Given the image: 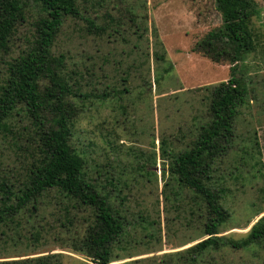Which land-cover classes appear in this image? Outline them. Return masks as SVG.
<instances>
[{
	"label": "trees",
	"instance_id": "obj_1",
	"mask_svg": "<svg viewBox=\"0 0 264 264\" xmlns=\"http://www.w3.org/2000/svg\"><path fill=\"white\" fill-rule=\"evenodd\" d=\"M131 3L113 0L116 22L105 0H0V62L4 65L0 78V264H64L62 254L29 257L41 253L50 242L86 256L92 264H111L120 260L117 251L130 243V223L112 203L113 198L120 203L127 199L119 189L126 183L110 175L105 165L85 157L75 140V125L87 104H94L88 102L90 96L103 103L111 94H128L131 88L125 84L131 73L138 74L143 57L149 56L139 44L148 31L143 27L145 6H139L144 8L139 14ZM214 5L221 24L195 42L191 52L214 64L228 65L229 78L205 89L209 91L207 121L188 148L171 155L165 141L160 148L162 156L170 159L162 175H168L178 191L191 193L193 204L204 207L206 238L180 251L122 264H215L213 253L224 248L236 252L264 247V216L238 239L219 236L229 220L222 206L227 191L214 186L216 164L231 146L233 123L250 93L246 61L257 51L259 38L253 22L261 11L255 0H214ZM67 19L85 24L79 32L107 39L118 33L113 24L122 25V20L126 25L130 36L122 40L131 46L126 53L130 63L120 69L119 61L114 68L122 89L108 84L100 95L82 91L84 81L86 88L93 85L84 75L94 77L90 69L94 63L86 65L83 73L77 66L66 67L68 57L54 52ZM24 25H30L32 32L20 48ZM154 36V46L161 48ZM154 56L164 61V54L155 52ZM109 62L105 56L103 63ZM99 69L106 79L103 66ZM168 72L169 68L163 69ZM159 79L155 77L154 82L158 84ZM93 147L89 142L88 148ZM146 161L155 165L151 157ZM139 169L144 171L145 165ZM151 176L155 172L147 170L145 177ZM154 224L147 221L142 229L148 231ZM144 238L152 240L156 234L146 233Z\"/></svg>",
	"mask_w": 264,
	"mask_h": 264
},
{
	"label": "rangeland",
	"instance_id": "obj_2",
	"mask_svg": "<svg viewBox=\"0 0 264 264\" xmlns=\"http://www.w3.org/2000/svg\"><path fill=\"white\" fill-rule=\"evenodd\" d=\"M130 1L139 14L145 8L147 20L143 27L148 31L143 32L139 44L140 50L149 56L143 57V66L136 70L138 74L131 73L125 84L132 89L128 94H111L103 103L90 96L88 102L94 104H87L75 125V140L78 147L85 150V157L90 162L94 160L105 165L110 175L126 183V186L119 185V189L127 199L120 203L113 198L112 203L124 212L130 223L127 227L130 243L117 251L120 260L111 264L180 251L206 238L203 235L204 207L193 204L191 193L178 191L168 175H162L170 159L162 156L160 148L162 141L169 155L188 148L201 124L207 121L209 91L205 89L229 78L228 65L214 64L191 52L195 42L221 24L214 0ZM255 1L261 13L253 22L259 38L257 51L246 61L245 78L250 93L239 109L233 123L231 146L216 164L214 177V186L227 191L222 206L229 214L219 236L235 239L247 233L252 224L264 216V0ZM105 2L118 22V14L111 10L113 0ZM140 5L145 7L141 9ZM121 23L119 26L113 24L118 33L107 39L79 32V27L85 26L82 21H65L54 52L68 57L66 67L70 69L77 66L86 72V65L91 67L94 63L90 68L94 77L84 75L93 85L86 88L84 81L83 92L93 90L95 95H100L108 84L122 89L119 73L114 68L119 61L120 69L130 63L126 53L131 46L123 43L122 37L130 36V32L122 20ZM31 32L30 25L20 29V48L24 37ZM154 35L161 48L154 46ZM130 39L135 42V37ZM155 52L164 54L163 62L155 59ZM105 56L110 61L107 64L103 63ZM100 66H103L106 79L102 77ZM165 68H169L167 74L163 73ZM3 72L4 65L0 62V78ZM157 76L162 77L158 84L154 82ZM89 142L94 144L92 149L88 148ZM149 157L155 160V165L146 161ZM141 164L145 165L144 171L139 169ZM147 170L155 172V176L147 179ZM168 181V187H164ZM147 221L155 224L144 231L142 227ZM150 232L156 234V240L144 238ZM147 250L150 253L145 254ZM53 254H62L64 264H92L89 258L59 242H50L41 253L29 257L44 259ZM128 256L131 258H126ZM213 258L215 264H264V247L253 246L236 252L224 248L214 252Z\"/></svg>",
	"mask_w": 264,
	"mask_h": 264
}]
</instances>
